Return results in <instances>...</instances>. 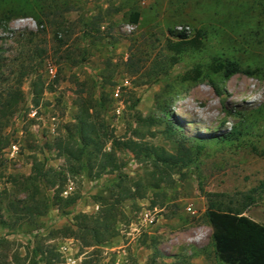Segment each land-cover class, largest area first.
<instances>
[{
    "label": "rangeland",
    "instance_id": "rangeland-1",
    "mask_svg": "<svg viewBox=\"0 0 264 264\" xmlns=\"http://www.w3.org/2000/svg\"><path fill=\"white\" fill-rule=\"evenodd\" d=\"M226 62L241 72L226 79ZM18 84L23 100L0 133V193L30 204L35 159L66 173L53 145L74 134L82 104L120 170L66 175L63 201L43 216L3 208L0 264H223L202 190L264 225V0H0V104ZM129 141L171 154L184 145L187 156L156 194L122 202L113 237L86 245L69 231L75 216L96 217L120 175L153 182V161ZM39 187L52 202L55 188Z\"/></svg>",
    "mask_w": 264,
    "mask_h": 264
},
{
    "label": "trees",
    "instance_id": "trees-1",
    "mask_svg": "<svg viewBox=\"0 0 264 264\" xmlns=\"http://www.w3.org/2000/svg\"><path fill=\"white\" fill-rule=\"evenodd\" d=\"M139 18L140 14L138 12L131 14L133 24H137ZM179 38L184 40L186 35L180 33ZM177 45L179 44L175 46ZM217 69L224 73L226 79L241 72L239 66L233 62L221 64ZM245 73L250 75L251 72L246 71ZM19 84L7 93L0 104V133L8 124L9 113L16 109L23 100V92ZM33 89V103L38 107L44 93L43 84L35 83ZM80 108L81 113L74 125V134L64 139H58L53 145V148L68 163L66 173L64 174L55 168H45L43 163L35 159L32 169L35 174L32 181L34 193L31 196L30 204L19 207V203H15L6 194L0 193V216L3 208L28 215L43 216L50 205L58 206L63 201L61 193L67 181L66 175H76L84 172L85 175L92 176L95 168H98L96 176H99L101 171H105L106 168H110L111 171L120 170L115 153L107 154L103 152L108 137L105 131H100L90 121L93 116L90 114L91 107L82 104ZM100 127L103 130V124H100ZM127 143L137 153L153 161L154 171L150 172L153 182L138 179L132 180L130 185L126 186L124 176L120 175L117 183L114 184V192L110 194L111 197H98L100 212L96 217L85 214L75 216L77 229L76 231H69L75 236L81 237L86 245H91V243L100 244L113 237L115 235L114 225L121 214L119 207L122 202L128 199H143L146 197L147 190H151L156 194L160 183L165 181L164 177L170 175L169 169L177 163H182L187 156L184 145L179 146L177 154H171L163 149L158 150L155 147L139 144L138 142L129 141ZM40 184L51 189L55 188L52 202L51 199L41 195ZM202 192L208 203L206 216L213 230L212 237L219 261L223 264H264V225L245 216L241 210H221L216 204V198L220 196L219 194L205 192L204 190ZM152 203L156 205L155 201ZM65 205H68V203ZM31 253L33 260L43 254L36 249L32 250Z\"/></svg>",
    "mask_w": 264,
    "mask_h": 264
},
{
    "label": "built area",
    "instance_id": "built-area-1",
    "mask_svg": "<svg viewBox=\"0 0 264 264\" xmlns=\"http://www.w3.org/2000/svg\"><path fill=\"white\" fill-rule=\"evenodd\" d=\"M48 72L50 74L54 73V68L53 67H49L48 68ZM188 211H192L191 207H188ZM155 222V218L151 215L150 212L144 211L142 213L141 219H140V223L142 224V226H144L145 229H147L148 227L152 226Z\"/></svg>",
    "mask_w": 264,
    "mask_h": 264
}]
</instances>
